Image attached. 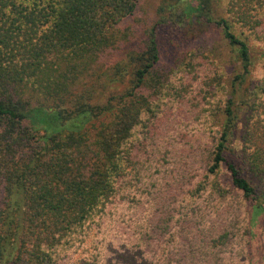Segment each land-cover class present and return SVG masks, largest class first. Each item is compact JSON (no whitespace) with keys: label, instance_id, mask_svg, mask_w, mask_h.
Segmentation results:
<instances>
[{"label":"trees","instance_id":"trees-1","mask_svg":"<svg viewBox=\"0 0 264 264\" xmlns=\"http://www.w3.org/2000/svg\"><path fill=\"white\" fill-rule=\"evenodd\" d=\"M139 3L0 0V264H56L120 202L139 203L128 165L137 133L194 58L219 72L210 33L228 47L231 78L205 177L188 191L206 204L191 213L235 211L245 264H264V121H242L264 117V0H159L149 26H121ZM166 51L172 63L160 65ZM144 220L138 240L157 229Z\"/></svg>","mask_w":264,"mask_h":264},{"label":"rangeland","instance_id":"rangeland-1","mask_svg":"<svg viewBox=\"0 0 264 264\" xmlns=\"http://www.w3.org/2000/svg\"><path fill=\"white\" fill-rule=\"evenodd\" d=\"M158 1L140 0L135 14L121 26L130 25L136 29L149 26ZM205 39L220 51L217 57L221 64L219 72L216 73L217 63L203 57L204 54L193 59V68L184 75L177 72L173 81L177 80L180 85L172 93L166 92L165 104L148 110L152 121H147L146 126L150 129L146 131L143 127L137 133L144 137V142L130 150L129 168L140 171V178H132L130 182L141 195L140 199L132 198L139 203L133 207V202L127 198L120 202L82 242L61 252L56 264H129L130 259L134 262L139 257L146 264L246 263L247 251L238 238L240 221L235 211L224 209L214 218L204 210V215L198 217L191 213L206 204L199 202L197 192L188 195V191L205 177L212 135L218 136L220 128L216 124L209 128L210 122L216 121L221 113L231 78L227 72L228 47L215 33L206 34ZM173 56L171 51L164 52L160 65L171 64ZM207 60L212 62L200 64ZM100 99L105 101L103 96ZM242 112V121H264V117H257L256 110L250 114ZM37 118L48 121L43 114ZM11 202L19 214L21 196L13 194ZM142 219L157 229H151L138 240L132 228ZM115 221L114 228H109ZM227 229L230 233L225 236Z\"/></svg>","mask_w":264,"mask_h":264}]
</instances>
